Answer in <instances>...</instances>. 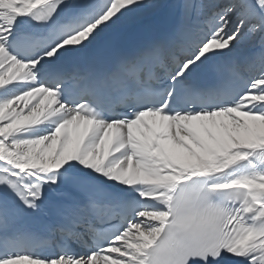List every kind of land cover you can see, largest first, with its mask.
Masks as SVG:
<instances>
[{
	"label": "snow or ice",
	"instance_id": "1",
	"mask_svg": "<svg viewBox=\"0 0 264 264\" xmlns=\"http://www.w3.org/2000/svg\"><path fill=\"white\" fill-rule=\"evenodd\" d=\"M165 7L0 0V264H264V0Z\"/></svg>",
	"mask_w": 264,
	"mask_h": 264
},
{
	"label": "bare ground",
	"instance_id": "2",
	"mask_svg": "<svg viewBox=\"0 0 264 264\" xmlns=\"http://www.w3.org/2000/svg\"><path fill=\"white\" fill-rule=\"evenodd\" d=\"M167 0H162V2L163 3H165ZM150 16H148V17H142V18H140V19H137V20H134V21H132V22H130V23H126L124 26H122V28H126V29H129V28H133V27H135L136 25H138V24H140V23H142V22H144L146 19H148Z\"/></svg>",
	"mask_w": 264,
	"mask_h": 264
}]
</instances>
